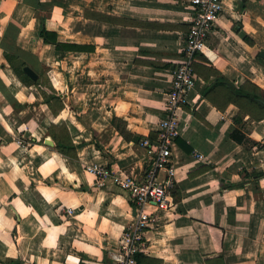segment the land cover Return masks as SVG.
<instances>
[{
	"label": "crops",
	"instance_id": "obj_1",
	"mask_svg": "<svg viewBox=\"0 0 264 264\" xmlns=\"http://www.w3.org/2000/svg\"><path fill=\"white\" fill-rule=\"evenodd\" d=\"M39 2L51 5L60 40L92 50L44 42ZM223 7L196 53L175 185L145 233L144 264H264V115L234 99L248 82L264 96V0ZM191 20V0H0V264L114 263L133 202L89 166L149 168ZM41 88H54L61 107ZM51 124L67 126L70 154Z\"/></svg>",
	"mask_w": 264,
	"mask_h": 264
},
{
	"label": "built area",
	"instance_id": "obj_2",
	"mask_svg": "<svg viewBox=\"0 0 264 264\" xmlns=\"http://www.w3.org/2000/svg\"><path fill=\"white\" fill-rule=\"evenodd\" d=\"M191 8V27L183 44V60L174 70L166 95V114L160 122L158 138L153 143L149 168L141 176H132L96 162L89 166L101 183L112 179L129 193L133 202V218L122 232L116 252L112 254L113 264H140L137 254L146 247L145 233L157 226L162 212L170 205L176 177L173 145L181 126L180 110L196 84L193 63L196 53L205 50L208 37L224 10L223 0H191ZM141 143L145 145L151 141L145 138ZM68 211L71 212V208Z\"/></svg>",
	"mask_w": 264,
	"mask_h": 264
},
{
	"label": "trees",
	"instance_id": "obj_3",
	"mask_svg": "<svg viewBox=\"0 0 264 264\" xmlns=\"http://www.w3.org/2000/svg\"><path fill=\"white\" fill-rule=\"evenodd\" d=\"M36 7V15L40 18L38 35L42 37L44 42L54 44L55 47L61 51L92 50L93 47L91 45H83L60 40L58 31L54 28L49 27L48 25V19L50 18L51 14V5L39 2ZM26 65L27 64L24 63V66ZM35 83L39 84L41 87L43 85L42 79L35 81ZM41 89L44 94V102L48 103L53 110H57L59 107H61V96L54 88H51L50 90L44 88ZM235 93L237 95V98H234L235 100H243L245 105L254 103L257 110L259 111L258 113L260 115H264V96L259 86L248 82L243 84L238 90L235 91ZM244 104L243 107L246 110L247 107ZM50 131L57 142V148L65 154H70L71 151L75 148V145L71 142L67 126L65 124H51ZM137 258L140 264H144L143 254L139 252L137 254Z\"/></svg>",
	"mask_w": 264,
	"mask_h": 264
},
{
	"label": "water",
	"instance_id": "obj_4",
	"mask_svg": "<svg viewBox=\"0 0 264 264\" xmlns=\"http://www.w3.org/2000/svg\"><path fill=\"white\" fill-rule=\"evenodd\" d=\"M262 55L264 56V51H262ZM24 70L27 72V74L29 76H31V78L33 80H37L38 79L39 74L33 68H31L30 66H25Z\"/></svg>",
	"mask_w": 264,
	"mask_h": 264
},
{
	"label": "bare ground",
	"instance_id": "obj_5",
	"mask_svg": "<svg viewBox=\"0 0 264 264\" xmlns=\"http://www.w3.org/2000/svg\"><path fill=\"white\" fill-rule=\"evenodd\" d=\"M212 56V55H211ZM215 57V56H214Z\"/></svg>",
	"mask_w": 264,
	"mask_h": 264
}]
</instances>
